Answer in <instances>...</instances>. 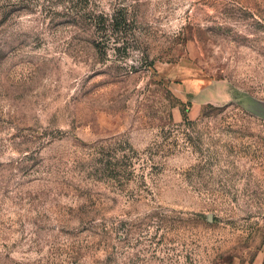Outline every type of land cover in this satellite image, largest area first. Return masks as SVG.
<instances>
[{"label": "rangeland", "instance_id": "obj_1", "mask_svg": "<svg viewBox=\"0 0 264 264\" xmlns=\"http://www.w3.org/2000/svg\"><path fill=\"white\" fill-rule=\"evenodd\" d=\"M264 0H0V264H260Z\"/></svg>", "mask_w": 264, "mask_h": 264}, {"label": "crops", "instance_id": "obj_2", "mask_svg": "<svg viewBox=\"0 0 264 264\" xmlns=\"http://www.w3.org/2000/svg\"><path fill=\"white\" fill-rule=\"evenodd\" d=\"M260 264H264V259L262 260V262Z\"/></svg>", "mask_w": 264, "mask_h": 264}]
</instances>
